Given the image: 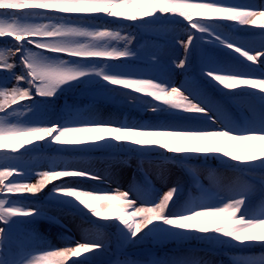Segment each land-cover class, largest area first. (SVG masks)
Instances as JSON below:
<instances>
[{"label": "snow or ice", "instance_id": "6c2138e0", "mask_svg": "<svg viewBox=\"0 0 264 264\" xmlns=\"http://www.w3.org/2000/svg\"><path fill=\"white\" fill-rule=\"evenodd\" d=\"M165 15L179 16L190 26L187 39L178 41L184 49V58L178 62L173 60L171 64L163 62L162 51L146 52L141 48L134 51L129 47L133 43L131 35H122L105 23H97L108 18L111 23L139 21L144 29L152 30L153 26L165 23ZM225 21L261 30V39L237 42L235 37L206 26ZM196 33L208 34L224 49L238 54L227 63H218L210 51L199 50L203 78L212 86L227 90L226 95L234 105L247 104L246 122L234 120L225 104L209 97L196 80L180 85L173 82L172 65L187 71ZM249 35L252 37L256 32ZM0 38H11L12 42L10 47L0 48V72H7L5 83L13 78L16 81L10 90L0 86V159L10 161L0 162V221L5 225L0 227V249L5 248L4 242L13 228L25 223L22 218L44 214L43 207L37 209L13 197L37 196L49 184L62 178L96 181L99 185L106 182V176L60 158L50 159L46 170L35 173L14 162L41 147H52L58 153L96 149L141 154L156 151L165 160L169 159L165 153L204 160L213 154L218 159L226 158V162H236L228 164L232 169L249 172L264 169V3L0 0ZM121 43L122 47L118 46ZM16 56L21 68L18 75L13 71L17 65L9 62L10 57ZM21 82L27 87L20 86ZM81 82L98 85L108 97L149 111L155 118L118 120L102 118L95 113L86 115L82 110H70L67 115L54 118L44 111L47 100L56 97L63 90L62 86ZM249 88L251 92L235 91ZM36 97L41 100L36 101ZM246 97L258 101L259 110ZM22 101L32 103L22 106L25 114L21 120L16 109ZM29 175L39 178L34 183L19 182ZM52 185L54 193L71 197L82 206V210L77 209L80 215H86V209L91 217L97 218L93 223L118 221L115 227L122 235L126 234L127 239L156 231L218 234L239 244H258L264 250V213L246 216L244 213L251 206V198L247 191L236 187L224 190L223 194L207 191L180 203V186L173 184L163 191L158 202L137 197L140 201L137 206L131 188L97 186L81 190L63 182ZM260 193L264 197V171H261ZM67 210L72 211L71 208ZM104 247L99 240L77 242L74 247L43 251L22 264H74L73 258L96 254ZM50 257L58 259L50 260ZM114 264L140 262L117 260ZM184 264L193 262L186 260ZM246 264H264V251L260 255L250 253Z\"/></svg>", "mask_w": 264, "mask_h": 264}, {"label": "trees", "instance_id": "16d2710c", "mask_svg": "<svg viewBox=\"0 0 264 264\" xmlns=\"http://www.w3.org/2000/svg\"><path fill=\"white\" fill-rule=\"evenodd\" d=\"M251 1L255 4L264 3V0ZM163 19L165 20L164 24H158L153 27V36L142 33V26L139 21L132 22L125 20L122 23H111V18H108L104 21H97V23H105L111 29L119 30L121 34L131 35L133 37V43L129 46L130 48L135 47L137 43H142L141 48L146 52L162 51V60L164 62L167 54L175 52L179 39L182 36L185 37V40L187 39V32L190 30V26L186 20L179 16L173 17L165 15ZM227 24H231V22L225 21L207 26L226 32L228 36L235 37L237 42L249 38L254 39L255 36L259 35V31H261L240 25H234L232 31H228ZM191 31L194 32V30ZM255 32L256 35L252 37L249 35ZM241 34H245L247 37L242 39L238 38L237 35ZM141 39H143L142 42ZM10 43H12L10 39L0 38V48L10 47ZM118 46L122 47V43ZM191 57L189 58L187 71H181L178 68L180 82L177 85L185 81L191 83L192 80H196L201 88L205 89L204 87L206 85L192 73L193 66ZM181 58H184V52L179 59ZM216 59H218L217 56ZM231 60L232 58L230 56H225L221 60V63H227ZM12 63L17 65L13 71L17 75L20 74V63L14 60H12ZM6 76L7 72H0V86H4L10 90L16 85V81L13 78L5 83L4 77ZM78 85L79 83L69 85L68 94L64 96L68 101L67 103L63 101V103L69 111L74 108L76 110H82L86 115L95 113L102 118H114L118 120L134 119L148 121L155 118L149 111H141L137 108L130 107L126 103L108 97L99 90L98 85L93 86L84 83V88L79 89V93L77 92ZM20 86L27 87L24 82H21ZM235 91L246 93L251 92L252 89H237ZM226 92L227 90H222L218 86L211 87L209 93L212 94L214 100L225 104L234 120L246 122V115H249L246 105L243 103L234 105L229 101V98H224V96H227ZM89 95H93L94 98H90ZM35 99L36 101L41 100V98ZM246 99L252 100L249 97H246ZM18 103L28 104L30 101ZM253 103L256 106L254 100ZM61 104L62 102H59L58 99L50 98L44 106V111L54 118H61L62 116L59 111ZM256 107L259 110V103H257ZM159 154L160 152L156 151L141 154L115 149L58 153L52 147H41L39 150L32 151L19 161L14 162H18L23 168H31L33 173H35L46 170L50 159L60 158L72 161L76 167L87 168L106 176V182L99 185L96 181L62 178L61 180L52 182V184L63 182L69 186L79 187L81 190H91L97 186L109 189L119 187L120 190H128L131 188L132 198L134 200L137 197L141 199L152 198L154 202H158L160 196L159 191H161L160 187H171L173 184H179L181 189L178 193L181 198L180 203H183L185 199L190 197H200L207 191L209 194H213L236 187L247 191L251 198V206L244 213L246 216L250 217L254 215V210L264 204V197L260 193L261 171H264V169L256 168L250 172L232 169L228 167V164L235 162H226V158H217L213 164L200 163L197 161V158H188L190 160L179 164L176 159L169 158L165 160ZM0 162L5 164L10 163V161L2 159H0ZM26 178L19 182L34 183L39 177L29 175ZM52 184H49L43 190V193L37 194V196L25 194L23 197H13V199H17L20 203L29 204L37 209L43 207V215H37L34 218H22L25 219V223L17 226L16 241L23 246V251L31 253L30 259L38 257L43 251L59 250L66 246L74 247L77 242H89L90 240L103 242L105 245L104 249L98 251L96 254L88 253L80 258H73L74 264H114L116 260L122 262L139 261L140 264H184L186 260L192 261L193 264L196 261H200L201 264L203 262H207V264H246L250 253L260 255L264 251L228 249L224 252L206 234L199 233L201 240L196 244L194 242L196 234L184 235L173 231L168 232L172 240L170 238L159 239L153 246L148 247L147 245L150 242L149 234L131 239L125 246L130 248L142 247L127 252L121 248H117L119 246L121 247V245L112 238V234L109 231L110 227L102 226L111 222L100 221V224L93 223L92 221L97 220V218L91 217V214L87 213L86 209L84 210L86 215H80L77 209L82 210V206H79L78 203L66 202L65 196H59L53 192V189L50 188ZM194 184H199V187H202V190H204L203 193H198L193 188ZM136 202L137 206H139L140 201L136 200ZM16 206L19 207L20 205ZM68 208H71L72 211H68ZM0 227H5L2 221H0ZM239 245L242 248L260 246L252 242H245ZM48 259L56 260L58 258L50 257Z\"/></svg>", "mask_w": 264, "mask_h": 264}, {"label": "rangeland", "instance_id": "374dc122", "mask_svg": "<svg viewBox=\"0 0 264 264\" xmlns=\"http://www.w3.org/2000/svg\"><path fill=\"white\" fill-rule=\"evenodd\" d=\"M235 2L252 3L251 0H235ZM207 27L213 28V27H210V26H207ZM232 27H233V24H229L227 26L228 31L232 30ZM141 29H142V33L144 35L153 36V34H154V32L152 30H146L143 27ZM194 32H195V30H194ZM221 32H223V31H221ZM223 33H224L225 36H228V34L226 32H223ZM122 35H124V33H122ZM237 36H238V38H241V39L244 38V37H247V35H245V34H241V35H237ZM8 39H11V38H8ZM254 39L259 41L261 39V36L260 35L255 36ZM180 40H185V37L182 36L179 39V41ZM29 47H31V46H29ZM137 48H141L139 43H137L135 45V47H131V49L134 50V51ZM202 48L203 49H207L208 51H210L212 53L213 57L215 58V61L218 62V63H221V60H223L225 58V56H230L232 58V60H233V59L238 57V54L233 53L231 50L224 49L222 45H219L218 43L214 42L211 39V37L208 36V34H200V33H196L195 34V39L193 41V49H192L193 54L191 55L192 56L191 57L192 66H193V69H194L193 73L197 76V78L199 80L203 79L206 82V86L204 87L205 89H202V90L209 97H211L213 99L212 94L209 93L210 90H211L210 86H212V84H209V82L206 79H204L203 76H202L203 65H202V62H201L200 57H199V50L202 49ZM183 50L184 49L182 48L180 43H178L175 52H173L171 54H167V56H166L167 58L164 61V63L171 64L173 60L178 62L179 58L182 56V54L184 52ZM216 56L218 57V59H216ZM12 60L17 61V62L20 63L18 56L10 57L9 62L12 63ZM239 60L243 61L244 63H247V61H244L243 57H239ZM115 62L116 61H110V63H115ZM137 63H139L141 67L145 66L143 64V62H137ZM172 67H173L172 80H173V82L175 84H179V82H180L179 81L180 72H179L178 68L175 67V65H172ZM215 87H218V86H215ZM81 88H84V83L83 82L79 83V85H78V88H77V92L78 93L80 91L79 89H81ZM62 89L63 90L58 92L56 97H54V98L58 99L59 102H62L61 106H62V108L64 107V109H65L66 106H64V103H67L68 100H66L64 98V96H67L69 90H68V86H62ZM74 94H76V93H74ZM36 98H39V97H36ZM249 98L251 99V97H249ZM253 100L256 102V106H257L258 101H256L254 98H252V100H250V101L253 103ZM63 101H64V103H63ZM30 103H32V102H30ZM19 105H20V107H17L16 111H17V114H18V118L22 120L24 118L25 109L22 107L24 105L23 103H20ZM245 105H246V107L248 109L247 104H245ZM72 110H76V109L72 108ZM61 114L65 115L66 113L62 111ZM161 151H163V150H161ZM165 155L168 156V158L176 159L178 163H180V162H182V161H184V160L189 158V157L184 156L183 154L174 156L171 153H165ZM159 156H161V155L159 154ZM161 157H164V156H161ZM198 160L215 162L217 159L214 157L213 154H209V158L207 160L200 159V158H198ZM195 186L196 185L194 184L193 187H195ZM168 187L169 186L160 187L161 191L158 190L160 192L159 195L161 196L163 194V191L167 190ZM50 188L53 189L54 185L50 186ZM221 194H223V192H221ZM65 201L68 202V203H70V202L71 203H75V204L78 203L73 198L67 197V196H65ZM224 202H227V201L224 200ZM11 206H13V205H11ZM254 213L255 214L252 215V216L260 215V214L264 213V204H262L260 208L258 207L256 210H254ZM111 223H112L113 226L110 227L109 231L112 234V238L115 239V241L118 242V244L120 243V245H121V247L119 246L117 248H121V249H123V250L128 252V251H133V250H135L137 248H141L142 247V246H137V247H131L130 248V247L125 246L131 239H127L126 238V234L122 235L120 233V230L115 227V224H118V221L117 222H111ZM120 228H123V226L120 225ZM17 231H18L17 227H14L13 230H12L11 236L8 237L7 240L4 242L5 243V248L0 249V264H21L25 259H27V258H29L31 256V253H28L27 251H23L24 250L23 246L16 241L15 237L17 235ZM170 236L171 235L168 234V232H166V231L153 232V233L149 234L150 242H149V245H147V247L148 246H153L159 239L170 238V240H172V238ZM206 236H208V238L211 239L213 242L217 243L218 247H220L222 249L229 248V249L239 250V249L242 248V247H240L239 243L231 241L229 238L222 237V236H220L218 234H206ZM200 240H201V236H199V234L195 235L194 242L196 244H198L200 242Z\"/></svg>", "mask_w": 264, "mask_h": 264}]
</instances>
